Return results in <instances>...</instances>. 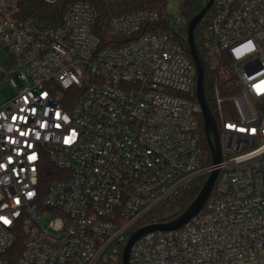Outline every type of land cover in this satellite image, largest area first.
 <instances>
[{
    "label": "built area",
    "instance_id": "2783aa9c",
    "mask_svg": "<svg viewBox=\"0 0 264 264\" xmlns=\"http://www.w3.org/2000/svg\"><path fill=\"white\" fill-rule=\"evenodd\" d=\"M212 6L202 46L216 164L181 8L114 15L107 42L89 1L42 27L14 17L17 0H0V77L16 89L0 102V264H124L131 233L215 169L202 209L139 237L129 264H264V0Z\"/></svg>",
    "mask_w": 264,
    "mask_h": 264
},
{
    "label": "trees",
    "instance_id": "16d2710c",
    "mask_svg": "<svg viewBox=\"0 0 264 264\" xmlns=\"http://www.w3.org/2000/svg\"><path fill=\"white\" fill-rule=\"evenodd\" d=\"M18 8L14 14L15 18L18 19H33L38 25L44 27H57L59 26L65 14V10L70 3L81 1V0H56L54 2H47L45 0H17ZM94 4L99 12V19L95 26L97 31L104 41H110L108 23L111 17L117 14L127 13L133 10L144 9V8H157L163 10L165 7L164 0H85ZM209 0H185L182 5L183 13L188 19L195 16L208 2ZM213 12L211 7L204 18L198 23L195 29V41L197 48L205 60V75H204V90L205 95L209 103L210 89H211V78L213 72L209 69V61L206 56V52L202 46V39L204 36L205 29L210 21ZM186 47L190 50L189 40L186 39ZM190 56L193 58L191 53ZM206 142V139H205ZM206 148L209 149L207 142L205 143ZM55 168L50 166L45 177L42 178L43 184L47 185L50 181L55 179L53 175ZM207 176H201L193 179L184 191L178 192L169 200L167 204L159 207L153 212L148 219L155 221H169L181 214L188 205L193 201L202 185L204 184ZM23 248V234L20 233L17 242L13 249L16 254L21 252Z\"/></svg>",
    "mask_w": 264,
    "mask_h": 264
},
{
    "label": "water",
    "instance_id": "95a60500",
    "mask_svg": "<svg viewBox=\"0 0 264 264\" xmlns=\"http://www.w3.org/2000/svg\"><path fill=\"white\" fill-rule=\"evenodd\" d=\"M213 2L214 0H209L206 3V5L195 16H193L190 19L188 26V36L190 43V53L193 56L197 70L196 94L202 107L204 128L207 133V141L213 154V162L216 164L221 160L222 157L221 144L217 132L216 119L212 113V110L210 108L204 90L205 60L200 54L195 41V29L198 23L204 18L208 10L211 8ZM217 175H218L217 169L213 170L209 174V176L205 180L204 184L202 185L196 197L188 205V207L177 217L169 221H159V222L149 223L139 227L137 230L132 232L124 248V252H123L124 264H129L131 248L134 242L143 234L154 230H173L180 228L188 220H190L195 214H197L204 206L213 188Z\"/></svg>",
    "mask_w": 264,
    "mask_h": 264
},
{
    "label": "rangeland",
    "instance_id": "374dc122",
    "mask_svg": "<svg viewBox=\"0 0 264 264\" xmlns=\"http://www.w3.org/2000/svg\"><path fill=\"white\" fill-rule=\"evenodd\" d=\"M184 1L185 0H164L165 7L163 10L171 15H174L179 11L180 8L182 9V5ZM8 56L9 54L7 49L0 43V64L3 67L8 64ZM211 62H213V60ZM228 75H230V73H228ZM15 94H16V89L10 84L8 75L7 74L2 75V77H0V102L7 101L8 99L12 98ZM211 161L212 158L210 157L206 161V163H210ZM189 183L187 184V186L189 185ZM184 190L185 188L183 187L179 190V192H182ZM48 221H49V216L46 215L45 218L43 219V222L46 224Z\"/></svg>",
    "mask_w": 264,
    "mask_h": 264
}]
</instances>
